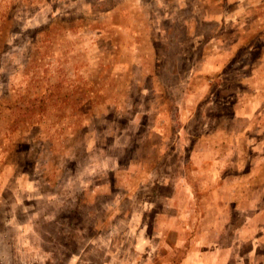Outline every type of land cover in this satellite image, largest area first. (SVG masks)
Segmentation results:
<instances>
[{
  "label": "rangeland",
  "instance_id": "rangeland-1",
  "mask_svg": "<svg viewBox=\"0 0 264 264\" xmlns=\"http://www.w3.org/2000/svg\"><path fill=\"white\" fill-rule=\"evenodd\" d=\"M0 264H264V0H0Z\"/></svg>",
  "mask_w": 264,
  "mask_h": 264
}]
</instances>
